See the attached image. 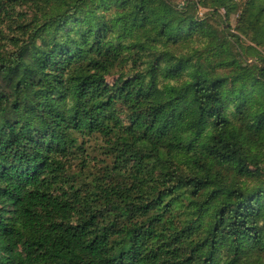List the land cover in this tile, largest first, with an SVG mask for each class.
Wrapping results in <instances>:
<instances>
[{
	"label": "trees",
	"instance_id": "obj_1",
	"mask_svg": "<svg viewBox=\"0 0 264 264\" xmlns=\"http://www.w3.org/2000/svg\"><path fill=\"white\" fill-rule=\"evenodd\" d=\"M237 8L0 0V264H262L264 0Z\"/></svg>",
	"mask_w": 264,
	"mask_h": 264
},
{
	"label": "rangeland",
	"instance_id": "obj_2",
	"mask_svg": "<svg viewBox=\"0 0 264 264\" xmlns=\"http://www.w3.org/2000/svg\"><path fill=\"white\" fill-rule=\"evenodd\" d=\"M177 1L181 2V0H177ZM234 1L238 5L237 11L231 13L229 15V18H228V22L232 27H235L237 25V20H238L239 14H240L241 10L243 9L242 7L245 4L246 0H234ZM20 9H22L23 11H26L30 17L34 13L32 8L29 6H23ZM206 11H207V9L201 8L199 10V15H203ZM223 13H224V11H223ZM263 50H264V48H263ZM114 77L115 76H110L108 79L110 81H112L114 79ZM86 147H87L86 155L89 156V158H90V167H88L87 170L91 171V173L97 174L98 172H100L101 168L105 164L110 162V158L105 153V148H104L103 142L98 137H93L90 140V142L87 143ZM249 161H250L252 167L254 169H256L257 172L260 173V175L262 176L261 182H262V184H264V158L263 159H257V158H254L253 156H249ZM72 163H73V167L71 169V172L78 171V168L80 167V163H81V157L78 156V158L73 160ZM259 260L262 264H264V256H261Z\"/></svg>",
	"mask_w": 264,
	"mask_h": 264
},
{
	"label": "built area",
	"instance_id": "obj_3",
	"mask_svg": "<svg viewBox=\"0 0 264 264\" xmlns=\"http://www.w3.org/2000/svg\"><path fill=\"white\" fill-rule=\"evenodd\" d=\"M181 3L184 4L185 3V0H181Z\"/></svg>",
	"mask_w": 264,
	"mask_h": 264
}]
</instances>
